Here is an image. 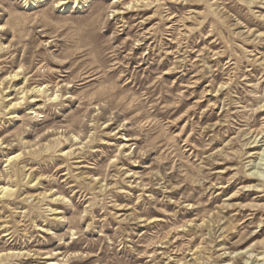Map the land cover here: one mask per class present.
Segmentation results:
<instances>
[{
  "label": "rangeland",
  "instance_id": "374dc122",
  "mask_svg": "<svg viewBox=\"0 0 264 264\" xmlns=\"http://www.w3.org/2000/svg\"><path fill=\"white\" fill-rule=\"evenodd\" d=\"M138 262L264 264V0H0V264Z\"/></svg>",
  "mask_w": 264,
  "mask_h": 264
},
{
  "label": "bare ground",
  "instance_id": "6f19581e",
  "mask_svg": "<svg viewBox=\"0 0 264 264\" xmlns=\"http://www.w3.org/2000/svg\"><path fill=\"white\" fill-rule=\"evenodd\" d=\"M33 1H35V0H33ZM63 1H60L58 4L60 5V6H62L63 4H65V3H62ZM18 76V73H15V74H13V75H11V77H17ZM34 90H36L37 92H41V89H35V87L32 89V91H34ZM10 157H12V156H10ZM19 157V155H16V156H13L11 159H16V158H18ZM11 187V186H10ZM7 192L8 191V187L6 188H2V191L1 192ZM3 192V193H4ZM151 221H153V220H151ZM22 253V252H21ZM25 255V254H24ZM252 254H250V256H251ZM136 264H148V262H138V263H136Z\"/></svg>",
  "mask_w": 264,
  "mask_h": 264
}]
</instances>
